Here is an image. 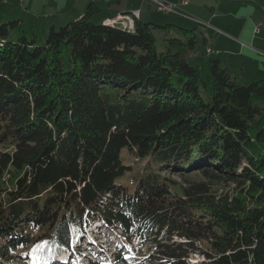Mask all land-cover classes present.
Here are the masks:
<instances>
[{"label":"trees","instance_id":"1","mask_svg":"<svg viewBox=\"0 0 264 264\" xmlns=\"http://www.w3.org/2000/svg\"><path fill=\"white\" fill-rule=\"evenodd\" d=\"M108 6L41 45L0 26V264L52 259L98 218L159 264H264V80L197 52V26L94 23Z\"/></svg>","mask_w":264,"mask_h":264},{"label":"rangeland","instance_id":"2","mask_svg":"<svg viewBox=\"0 0 264 264\" xmlns=\"http://www.w3.org/2000/svg\"><path fill=\"white\" fill-rule=\"evenodd\" d=\"M87 0H0V26L4 23L19 21L21 24L16 27L9 26L10 36L17 37L26 35L27 38L36 37L37 44H44L47 35L53 26L56 25V30L65 26L68 22L77 20L83 16L88 4ZM166 3H171L176 6V12L166 14L159 12L155 4L151 0H120L114 6L118 9L135 8L146 5H152L155 13L164 20L169 22L154 24L164 26L173 24L185 29L198 27L196 34L201 44L197 46V52L207 50V53H213L222 62V66L228 68L234 77H237L239 84H249L253 81L264 80V0H162ZM187 1V4H183ZM119 5V6H120ZM155 6V7H154ZM82 10V15L78 17L77 13ZM106 11V10H103ZM100 12L93 16L92 21L96 24H102V19H99ZM135 13V12H131ZM68 15L72 19L66 21ZM121 15V14H120ZM116 17L111 21L116 20ZM77 16V17H76ZM63 23L60 24V22ZM56 22V23H55ZM106 23V22H105ZM111 26L123 28H132L129 22L126 25L119 20L118 22L106 23ZM105 24V25H106ZM134 26V22H133ZM158 38V50H162L164 42L163 37H180L184 38L182 33L174 31L159 32L156 31ZM203 36L206 37L207 43L203 45ZM208 47L211 50H208ZM189 58L195 55L194 52L188 53ZM171 176V175H167ZM173 179L180 181L177 176ZM233 185L220 189V192L233 191ZM98 216V215H97ZM96 221V222H95ZM98 226L97 228H95ZM105 222L99 218L94 220L92 227L85 230L83 234L77 227H71L76 243L73 245L70 242V253L73 258L77 259L76 263L84 261V255L90 252H85L80 257H76L73 250H76L79 245L82 250L86 249V239L89 244L94 239L96 243H103V248L99 249L95 244L92 245V250H95V256H99L98 261L103 264H114L115 257L112 254L116 250L127 251V248L132 249L134 244H139L136 238L131 246L129 241L121 236L119 228H106ZM95 228V229H94ZM93 229V230H92ZM101 231V233H100ZM111 237L110 239L104 235ZM91 236V240L89 239ZM89 237V238H88ZM80 239L83 241L80 242ZM173 241H179L175 238ZM112 243L113 246L107 243ZM105 244V245H104ZM118 245L119 248L114 246ZM126 246V247H125ZM139 253L133 252V264H159L161 260L155 259L153 244L149 243L141 247ZM35 252H28L24 255V259L18 260L16 264H38L42 254L36 255ZM67 255V254H66ZM129 255V254H128ZM129 255V256H131ZM39 257V259H38ZM85 258V257H84ZM38 259V260H37ZM155 259V260H154ZM89 260V259H88ZM201 261L199 256H192L187 259V263ZM13 264V263H12Z\"/></svg>","mask_w":264,"mask_h":264},{"label":"crops","instance_id":"3","mask_svg":"<svg viewBox=\"0 0 264 264\" xmlns=\"http://www.w3.org/2000/svg\"><path fill=\"white\" fill-rule=\"evenodd\" d=\"M91 1H94V0H87L86 3L87 2L89 3ZM102 1H104L107 5H109L106 9H104L106 11H101L103 13L99 14V17L101 16L99 19H102L101 21L103 24H106L109 20L116 17L117 15L130 14L131 12H139V15H140L139 20H142L144 22H151V23H153V22H156V23L169 22L168 20H164L161 17H159L157 15V13H155L153 6L152 5H146V3L143 5V8H141V7L130 8L129 7V8L118 9L116 7H121V5L119 4L120 6L118 5L115 7L114 4L119 3L120 0H102ZM77 15H78V17H80L82 15V10H80L77 13ZM71 17L72 16L68 15V18L66 19V21H69V19H72ZM63 21H65V20H62V22H60V24L63 23ZM53 26L56 28L55 24H53ZM208 50H211V48L208 47ZM212 53H213V51H212Z\"/></svg>","mask_w":264,"mask_h":264},{"label":"built area","instance_id":"4","mask_svg":"<svg viewBox=\"0 0 264 264\" xmlns=\"http://www.w3.org/2000/svg\"><path fill=\"white\" fill-rule=\"evenodd\" d=\"M151 1L155 4L159 12H163L166 14L176 12V6L174 4L166 3L162 0H151ZM182 3L187 4V1H183ZM134 18H139V12L132 13V15H120L116 18V20L113 21L109 20L108 23L117 22V20L118 21L121 20V22L124 23L125 25L126 22H129L131 27H133Z\"/></svg>","mask_w":264,"mask_h":264},{"label":"clouds","instance_id":"5","mask_svg":"<svg viewBox=\"0 0 264 264\" xmlns=\"http://www.w3.org/2000/svg\"><path fill=\"white\" fill-rule=\"evenodd\" d=\"M106 224V223H105ZM107 225V224H106ZM106 227H108V226H106Z\"/></svg>","mask_w":264,"mask_h":264},{"label":"bare ground","instance_id":"6","mask_svg":"<svg viewBox=\"0 0 264 264\" xmlns=\"http://www.w3.org/2000/svg\"><path fill=\"white\" fill-rule=\"evenodd\" d=\"M117 22H118V20H117Z\"/></svg>","mask_w":264,"mask_h":264}]
</instances>
